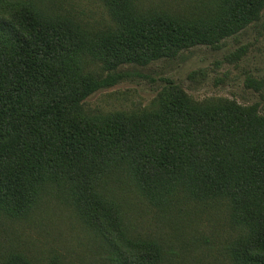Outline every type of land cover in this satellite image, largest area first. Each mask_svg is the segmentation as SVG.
I'll return each mask as SVG.
<instances>
[{
	"label": "trees",
	"instance_id": "1",
	"mask_svg": "<svg viewBox=\"0 0 264 264\" xmlns=\"http://www.w3.org/2000/svg\"><path fill=\"white\" fill-rule=\"evenodd\" d=\"M100 1L111 24L99 28L55 0H0V232L64 211L92 244L90 256H31L7 237L0 264H184L168 238L192 237L185 226L205 244L197 264H264L256 104L195 99L170 82L141 110H82L122 78L120 65L232 35L264 0ZM202 221L223 256H208Z\"/></svg>",
	"mask_w": 264,
	"mask_h": 264
},
{
	"label": "rangeland",
	"instance_id": "2",
	"mask_svg": "<svg viewBox=\"0 0 264 264\" xmlns=\"http://www.w3.org/2000/svg\"><path fill=\"white\" fill-rule=\"evenodd\" d=\"M55 2L91 26L106 27L111 22L100 0ZM118 70L123 76L116 84L101 88L84 100L82 110L85 114L94 116L114 110H141L170 82L179 85L195 99L227 97L241 104H256L259 112L264 114V10L258 20L232 35L198 43L173 57H163L146 65L122 64ZM41 217L42 224L38 221L8 223L9 226L0 232V240L11 237L21 243L22 248H33L34 252H28L31 256H77L74 249H82L86 251L85 256H90L91 237L78 227H72V218L68 214L56 211L51 219L45 214ZM60 217L64 221H59ZM204 222L197 229L212 240V249L219 240L215 239V230L210 233ZM58 223L63 225L61 234L56 228ZM191 227L184 228L193 238L185 236L184 240H178L173 230L172 237L168 238V244L184 264H197L195 257L207 256L202 253L205 244L196 239ZM83 242L85 246L81 248ZM212 252L214 254L208 256H223L214 249ZM220 259L221 264L228 263V259Z\"/></svg>",
	"mask_w": 264,
	"mask_h": 264
}]
</instances>
